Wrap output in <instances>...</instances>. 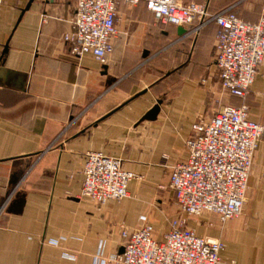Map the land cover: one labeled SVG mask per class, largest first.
<instances>
[{
    "label": "crops",
    "instance_id": "obj_1",
    "mask_svg": "<svg viewBox=\"0 0 264 264\" xmlns=\"http://www.w3.org/2000/svg\"><path fill=\"white\" fill-rule=\"evenodd\" d=\"M188 1L252 23L264 14V0ZM76 4L0 0V264H93L99 251H122L121 224L136 227L144 214L162 239L172 218L186 217L169 185L171 167L188 155L193 123L217 112L200 83L207 75L220 89L214 23L190 34L194 25L157 22L144 2L122 4L115 49L102 64L74 56L64 39ZM158 56L169 63L163 75L149 66ZM227 99L264 124V61L248 96ZM159 100L158 116L143 118ZM89 150L121 157L138 173L126 197L82 196ZM186 225L226 242L223 264H264V133L241 215L188 216Z\"/></svg>",
    "mask_w": 264,
    "mask_h": 264
},
{
    "label": "built area",
    "instance_id": "obj_2",
    "mask_svg": "<svg viewBox=\"0 0 264 264\" xmlns=\"http://www.w3.org/2000/svg\"><path fill=\"white\" fill-rule=\"evenodd\" d=\"M140 2L145 3L157 22L194 25L190 34L214 23L215 61L222 89L228 96H248L264 61V14L252 23L231 9L211 12L207 2L77 0L73 29L64 36L72 54L79 58L92 54L107 64L119 34V7L125 4L133 8ZM263 133L264 124L251 118L246 104L225 103L213 116L195 121L186 140L188 155L172 165L169 181L186 217L172 218L171 228L162 239L147 214L142 215L136 227L122 223L123 250L108 256L99 251L93 255L92 263L223 264L221 252L226 242L198 234L186 225L187 217L215 213L219 221L225 222L241 215ZM83 174L81 194L97 203L123 199L129 194V182L139 176L124 166L121 157L99 150L87 151Z\"/></svg>",
    "mask_w": 264,
    "mask_h": 264
},
{
    "label": "rangeland",
    "instance_id": "obj_3",
    "mask_svg": "<svg viewBox=\"0 0 264 264\" xmlns=\"http://www.w3.org/2000/svg\"><path fill=\"white\" fill-rule=\"evenodd\" d=\"M210 24H213V23H210ZM215 33H216V29H215ZM149 66L154 70V71H159L162 75L165 74V68H167V66L169 67V63L161 58V57H157V58H153L152 61L150 62ZM213 74L215 76H217L219 79H220V73H219V70L218 68L216 67V69L214 70ZM203 78H207V75H204L203 77L200 78V83L201 85L203 86H206V87H209L208 89V92L210 94H212L213 96V104H214V111H218L221 106L225 103H228L229 100L227 99L228 98V95L226 93L223 92L222 88H221V83H220V89L219 88H216V89H213L211 88V86H209L208 82H203Z\"/></svg>",
    "mask_w": 264,
    "mask_h": 264
},
{
    "label": "water",
    "instance_id": "obj_4",
    "mask_svg": "<svg viewBox=\"0 0 264 264\" xmlns=\"http://www.w3.org/2000/svg\"><path fill=\"white\" fill-rule=\"evenodd\" d=\"M32 1V0H31ZM179 33L180 34H183V33H185V29H184V27H180L179 28ZM7 51V46H6V48H5V52ZM105 68H107V66H105ZM144 93V92H143ZM142 94V93H141ZM138 95H140V94H138ZM161 103H162V101L161 100H159L158 102H157V104H155L152 108H151V110H149L144 116H143V118H155L156 116H158V114H159V112H160V110H161ZM123 250V249H122Z\"/></svg>",
    "mask_w": 264,
    "mask_h": 264
}]
</instances>
